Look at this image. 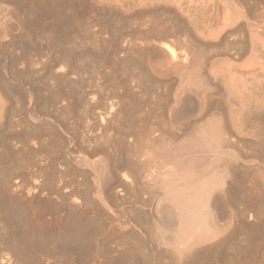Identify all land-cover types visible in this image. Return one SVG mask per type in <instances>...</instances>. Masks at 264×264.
<instances>
[{
	"label": "bare ground",
	"instance_id": "6f19581e",
	"mask_svg": "<svg viewBox=\"0 0 264 264\" xmlns=\"http://www.w3.org/2000/svg\"><path fill=\"white\" fill-rule=\"evenodd\" d=\"M115 2L122 11L166 7L181 25L177 27L176 23L175 27L171 25L164 29V26L156 28L153 23L152 29H163L159 34L150 29L151 33L159 35L158 41L155 34L152 37L148 35L150 32L145 31L148 37L143 39L144 45L137 44L134 48L136 42H133L132 48L128 46L130 48L123 50L127 59L121 60L127 61L125 65H129L133 72L132 76L126 74L128 78L124 71L125 77L123 73L121 77L137 84L130 87L125 82L128 85L124 83L126 87L123 91L114 99H108L95 118L92 116V125L87 121L90 133H96L109 143L113 140L112 147L114 141L119 143L120 147L118 144L115 147L120 151L125 149L126 153L119 154V158L106 153L98 157V147L90 151L88 146L92 144L88 143L89 150L87 147L78 149L81 155L71 160L88 178L84 180L89 181L88 186L84 185V181L82 185L79 183L85 186L82 187L84 190L81 192L77 188L75 194L80 191L77 195L73 191L72 195L77 197H73L72 202L65 199L70 204L65 206L64 214L60 216L50 213L46 217L34 210L30 214L27 209L41 198V190L28 188L30 191L25 194L24 185L21 188L23 191L17 184L13 189L14 184L9 185L13 181L11 177L4 178L7 181L1 179L0 182L4 183L0 184V217L4 227L0 225L3 228L0 241H8L11 247L7 252V242L4 251L1 250L0 263L17 264L20 259L23 262V259L41 251L49 259L55 254L64 255L65 260L59 259L64 260L61 264H264V0H261L262 6L256 7L257 2L251 1L255 8L249 3L251 6L247 5L246 0ZM72 17L63 16L65 34L70 32ZM144 19L147 20V17ZM92 38L95 39L94 36ZM154 40L159 44H155ZM132 51L139 57L132 56ZM69 60L72 58L69 57ZM70 64L73 63L67 61L65 66L62 62L65 68L61 71L64 69L65 77H77L80 70H76L74 65V71ZM79 78L81 81L83 75ZM155 80L163 81L164 86L166 83L174 85L172 92L169 91L171 94L167 93L169 98L164 95L169 101L166 107L162 104L161 93L168 91L160 83L165 91H160L163 107H159H166L167 116H162L161 123L152 118L151 123L148 122L150 124L146 123L147 116L146 122L145 118L141 120L146 126L139 125L140 119L135 122L130 117L136 116L142 109L133 113L137 108L133 109L130 101L135 95L130 94L140 91V83L144 87V84L152 86L158 83H154ZM148 81L153 84L149 85ZM142 89L139 93L141 95L142 92L143 96L147 88ZM149 112L147 114L150 115ZM89 132L86 134L89 135ZM118 151L117 154L120 153ZM16 189H19L18 192ZM19 191L22 195L17 194ZM91 191L94 193V210L91 198H88L91 201L85 199ZM125 200L135 202L136 206L129 208L132 212L119 220L112 209L114 203ZM117 214L120 215L119 212Z\"/></svg>",
	"mask_w": 264,
	"mask_h": 264
},
{
	"label": "rangeland",
	"instance_id": "374dc122",
	"mask_svg": "<svg viewBox=\"0 0 264 264\" xmlns=\"http://www.w3.org/2000/svg\"><path fill=\"white\" fill-rule=\"evenodd\" d=\"M98 1L99 0H75V1L74 0H44V1L43 0H0V180L2 179V181L4 180L7 181V179L8 178L10 179L11 177L10 180L11 181L13 180V181L12 183H9V185L14 184L13 189H15L17 185L18 187L21 185L20 186V189H21L22 185H24L22 189L26 191H23L22 189L21 191L25 192V194L28 193L30 189H33L35 187H36L35 189L38 192L41 190V194H40L41 198H38V200L30 208L27 209V211L30 214L37 212L46 217H49L50 213H54L55 215H59V214L61 215V213L64 214L63 210L65 206L67 207L70 204V202H72L70 200H72L74 197L72 195L73 191L75 194V191L78 188V190H81L82 192L85 186H88L87 183L89 181L87 180H86L87 182L84 181L87 177L85 178V176L81 174L82 171L78 170V167L75 164V162L71 160L77 157L78 155H81V153L78 154V152H80L79 150H81L82 148L84 147L86 148L87 143L88 145L89 144L93 145V147L92 145L88 146L89 148L90 147L92 148V149L90 148V151L95 148L97 149L98 147L97 149V152H99V154L97 153L98 157L100 156L102 157L106 153V155L108 156L112 155V156H116L119 158L121 157L119 156V154L126 153L124 148H123L124 150H122L121 148V151H120L118 147H115L117 146V144L120 147L119 143L114 141L115 145H113L114 147H112L111 143L113 144V140H111L112 142L109 143L110 142L109 140L108 141L104 140V138L101 139L96 133H94V135L93 133H90L87 130V125L90 124V122H91L90 125H92L94 121L93 117L95 118L96 115L102 111L104 107V103H106L108 99L109 100L112 98L114 99V97L120 91H123L124 86H125L124 83L129 81L128 76H132L131 72L133 71L131 70L129 65L128 66H126L127 64L125 65L127 61L126 62L123 61L124 59H127L125 57L126 55L125 54L123 55V53H125V51L123 50L128 46L132 48V45L135 42H136V45L135 46L133 45V46L134 48L137 47L138 45L143 43L144 41L143 39L148 37V35H152L153 37V35L155 34L154 36L156 39L151 38V36L150 38L158 41L157 38L159 37L158 35L160 33L159 31L163 29L159 28L158 30L157 29L154 30L152 29L154 28L153 25L156 26V28L164 26L163 27L164 29L169 28L171 25L175 27L176 23H177V27L181 26L178 24L179 22L178 20H176L177 22L175 21L176 19L175 14L170 12L168 9H166V7L163 8V6L156 7L157 9L151 8V10L149 9L150 11L148 9L147 11L142 10L138 12L131 11V10L129 11L127 9L122 11L123 9L116 6V2H115L116 0L114 1L100 0L99 2ZM251 1L252 3L257 2V4L255 3V7L258 5L262 6L261 0H254L255 2L253 0H246L247 2L246 4L247 5L251 4ZM105 2L107 3L106 5L103 4ZM103 5H105V7H103ZM251 5L252 7L254 6L253 4ZM64 6H65V9L63 8ZM67 6L68 8L70 7V9H68ZM72 11L74 13L76 12L75 13V15L77 14L76 17L74 14H72L73 13ZM60 13L62 14L60 15ZM63 13L65 14V16H69L70 18L74 15L72 17L73 19L72 21L73 22L75 21L74 22L75 24H73V22L71 21L72 22L71 28L69 29L70 35L68 33L65 34V30L63 27L64 25L62 23L63 16H64ZM70 13L72 16H70ZM128 13L131 15H129ZM123 14H126V15H123ZM149 14H151L152 17H150ZM146 17H147V20L144 19ZM153 17L154 19L152 20ZM140 18L142 20H140ZM159 19L160 21H162L160 24L161 26H158V24L160 23ZM143 20L144 22H142ZM163 22L165 25L162 24ZM138 23H140V25ZM143 23H145L146 25ZM142 25H144L145 27L143 28ZM17 26L18 27L20 26V27L18 28ZM104 27L106 29H102ZM150 29L156 31V33L158 34L151 33L152 31ZM145 31H148L150 33L146 32L145 34ZM78 32H79V35H78ZM97 33L99 34L97 35ZM92 35L94 36L95 39L92 38L93 37ZM65 37L67 38V41L70 40L71 37L72 38L70 41L67 42ZM132 37L134 39H131ZM90 39H92L93 41H91ZM65 41L66 43H64ZM101 41H102V44L104 43L103 45L101 44ZM157 41H155V44L158 45L159 43ZM70 43L71 45H69ZM88 43L90 44L87 45ZM93 45L94 47H92ZM104 45H105V48H104ZM121 45H124L122 46L123 48L121 47ZM106 46L108 47V49ZM71 47H73V49ZM69 48L72 50H69ZM74 48H76L75 50L77 51H75ZM84 49L86 52L83 51ZM133 51L131 53L132 56L133 54L135 55ZM69 57L70 59L72 58V60H69ZM136 57L137 55H135V58ZM63 58H66V59H63ZM143 58L146 59L145 56ZM79 59L82 61H80ZM63 60H66V62H64ZM61 61L63 62V65H65L67 61H71V63L73 64H70V66L74 68L73 66L75 65L77 67L76 70L77 69L80 70L78 71V73L79 72L81 73L77 74L78 75V76L76 75L77 77H74L76 79H74L73 76L71 77L64 76V73H63L64 69L62 71L61 69L65 67H63ZM120 61H123V63ZM122 65H124L125 67H123ZM74 71H75V68H74ZM117 71L119 72L118 73L119 75L117 74ZM124 71H125V75L126 74L128 75V76L126 75V77H128L127 78L128 80L123 78L125 77ZM102 73L103 74L105 73L104 75L106 76H104ZM128 73H130V75ZM121 74L123 77H121ZM82 75H83V78H82L83 81L82 79L80 81L79 77H82ZM110 77L112 80L110 79ZM112 77H114V79ZM120 77L123 78L124 82H122L123 80ZM77 78H79V80ZM101 79H104L105 81ZM153 82L154 83L158 82L159 84L158 83H157L158 85L156 83L153 84ZM153 82L149 83L148 81L147 83H149V85L153 84L154 86L153 85L147 86L143 82L145 87L142 86V83H140L141 88L138 90L141 91L142 87L144 89L147 88V90L145 91L146 94L148 93L147 98H146V94L143 95L145 98L142 96V92L140 95L139 93L140 91L137 93L131 91L132 94H130V95H135L136 97V99L134 97V100L132 99V97H130V100L131 99L133 100V101L132 100L130 101L132 108L133 109L137 108V109H134L135 111L133 110L134 111L133 113H137L141 109L143 112L144 111L149 112V109L156 110V111L153 110V112L152 110H150L149 112L150 115L147 114V112L143 113L142 111L137 113L139 115L137 114L136 116L131 115L130 119L135 120V122L136 121L139 122V119H140L141 123H138L139 125L143 124V126L144 125L146 126V123L148 122L151 123L152 118L153 120L155 118V121L158 120V122L160 121L161 123V120H163V117L165 118L167 116L166 115L167 109L165 108L168 107L167 102L169 101L165 100V96L169 98L170 95H168L167 93H169V91L172 92V90L174 89L173 87L174 85L166 83L164 86L162 84L163 81H161L162 82L161 83L158 80H155ZM128 83H125V84L128 85ZM160 83L163 86V89H165L164 87H166L165 90L168 91V92H165L166 94L161 91L163 89ZM129 84H130L129 86L131 87L132 85L135 86L137 83L135 82V85L132 83H129ZM166 85H168L169 87ZM156 86L159 88L161 87V89L157 88ZM99 87L103 89L105 88V89L103 90ZM150 87L152 88L151 90H150ZM154 87H155V90H154L155 93L153 91ZM167 88L170 90H168ZM149 90L152 91L154 94H150L151 92ZM160 91L163 93V94L161 93V95L163 96L161 99L164 101L163 102L161 101V102L164 106H166L164 108L166 112L164 111L163 108H161L163 107V105L161 104L160 98H159L161 96ZM71 94H73L74 96ZM141 96L143 97L145 101L142 100ZM154 97L157 98V100ZM92 98L95 99V101ZM76 100L79 102H77ZM136 100L138 102L139 101L141 102L137 103ZM153 102H155V104L157 103V105L158 104H161V105L157 106ZM140 103H142L143 105ZM68 105H70L71 107ZM151 106L153 107L155 106V108ZM69 107L70 109H68ZM144 107L146 108L144 109ZM157 108L158 109L160 108V109L157 110ZM140 113L146 116H143ZM147 116L149 117L152 116V117L150 118L148 117L147 122H146ZM156 117L157 118L161 117V118L159 120ZM143 119L146 123L144 121L142 123L141 120ZM87 121H89V123ZM69 123L71 124V126H69L70 125ZM84 126H86V129ZM86 132L87 133L89 132L91 135L86 134ZM95 134L97 135V137ZM86 138H87V142H86ZM88 147L86 148L87 150H89ZM74 148L76 151L73 150ZM116 148H118L119 151ZM59 149L60 150L62 149V150L60 151ZM116 150L120 153L117 154ZM73 151L76 152V154L73 153ZM47 158L49 159L47 160ZM62 159H63V162H61ZM62 163L64 164L62 165ZM64 165L66 166V168ZM6 167L8 168L5 169L6 170L5 171L4 168ZM4 178H7V179H4ZM81 182H83L84 185L86 183V185L81 186L83 184V183L81 184ZM2 183L0 182V184ZM27 185L29 187H27ZM89 185H91V183H89ZM30 186H33V187L31 188ZM82 187L84 188L82 189ZM18 190L16 189V192H18ZM77 193L75 195H77ZM17 194L22 195L21 192ZM80 194L84 195L83 193H80ZM47 195H51V196H47ZM82 195H80V197H85ZM87 195L85 199L91 198L92 201L90 199H88V201L90 200L92 203L93 209L91 207L90 209L94 210V204H93L94 193L91 191L88 195L89 197H87ZM65 199L66 200L68 199V201L70 202L66 201ZM80 200L82 199L80 198ZM65 201L67 205L64 204ZM120 202H116V204L114 203L112 213L118 219L120 218L119 220H122L124 218L123 216L129 214L130 211L132 212V210L129 208L131 207L134 208V206H136V203L135 202L133 203V201L131 200L130 201L125 200V202L124 201L122 202L124 204L121 203L122 204L121 205L119 204ZM118 212L120 213V215L117 214ZM1 222H2V218L0 219V225H3V222L2 223ZM2 227H4V225ZM2 227H0L1 232L3 229ZM0 235L2 236V233ZM4 237L5 236H3V239H5ZM1 240H2V237H1ZM3 241H5L6 243L8 242L6 240H3ZM6 243L0 241V251L1 250L4 251L3 249L7 247L6 251L9 252L8 250H10L11 244H9L8 242L7 243L8 246H5L7 245ZM142 247L143 246L141 245L140 248ZM2 251L0 252V255ZM39 252L38 254L37 253L33 254L32 257L30 256L31 258L29 257L27 259L25 258V260L23 259L24 263L20 259L17 264H22V263L25 264V261L27 260H30V263L28 264H43V263L44 264H47V263L48 264H54V263L59 264V262L61 264L62 259L60 261L59 259L63 258L65 260V256L62 254H55V256L53 255L51 256L52 258L50 257L49 259V256H47V254L45 258L44 256L45 253L41 252L43 254L42 255ZM39 254L42 256H40ZM34 257H36L35 258L36 260L32 259ZM56 259L58 262H56Z\"/></svg>",
	"mask_w": 264,
	"mask_h": 264
}]
</instances>
